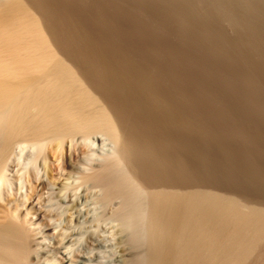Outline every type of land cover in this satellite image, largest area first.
<instances>
[{
	"label": "bare ground",
	"instance_id": "6f19581e",
	"mask_svg": "<svg viewBox=\"0 0 264 264\" xmlns=\"http://www.w3.org/2000/svg\"><path fill=\"white\" fill-rule=\"evenodd\" d=\"M124 1L0 0V264H85L44 205L73 220L83 186L118 204L119 264H264V199L239 189L264 192V131L239 119H264V0ZM98 135L116 150L85 167Z\"/></svg>",
	"mask_w": 264,
	"mask_h": 264
},
{
	"label": "rangeland",
	"instance_id": "374dc122",
	"mask_svg": "<svg viewBox=\"0 0 264 264\" xmlns=\"http://www.w3.org/2000/svg\"><path fill=\"white\" fill-rule=\"evenodd\" d=\"M120 2H123L124 0H119ZM130 1L131 0H127V1H124V3H127L128 4V6L129 7H131L132 5H134L135 3L134 2H132L131 1V4L129 5V3H130ZM134 3V4H133ZM136 7L137 6H134V9H136ZM147 7H148V5H147ZM147 7L145 8V9H147ZM133 8V6L131 7V9ZM150 8V7H149ZM148 8V9H149ZM147 9V10H148ZM152 8H150L148 11L146 10L145 12H146V17L147 18H151V19H153L154 20V25H155V23H156V27L158 28L159 27V25H161L162 23L160 22L161 20H156V17H153V16H150V15H154V11L152 12V10H151ZM150 10H151V12H150ZM150 12V13H149ZM147 13L149 14V15H147ZM155 16V15H154ZM156 20V21H155ZM157 22H160L161 24H159V23H157ZM163 22V21H162ZM170 24H172V25H170V26H173L174 25V23H175V21L174 22H169ZM168 23V24H169ZM159 24V25H158ZM164 24V25H163ZM161 26L163 27H165V25H166V27L168 26L167 25V23H163ZM176 24V23H175ZM177 25V24H176ZM176 25H174L173 27H175ZM225 25V27H224V31H225V28L227 29L226 30V32H224L226 35H229V33L230 32H232V29L230 28V25H229V27L227 26V24L225 23L224 24ZM160 26V27H161ZM163 27V28H164ZM162 28V29H163ZM159 29V28H158ZM161 29V28H160ZM227 31H229V33L227 32ZM172 38H170L169 40H170V42H173V41H175V39H177L176 37H175V35H173V36H171ZM156 38H158V37H155V38H153V40H155V41H159V44H163V43H161L160 42V40L163 42V40H162V38H158L157 40H156ZM173 41H172V40ZM174 43V42H173ZM182 48H183V50H185L186 51V53L187 54H189V55H194L195 57H201V58H199V61H201V63L203 62H205V63H207V61H209L208 60V58L206 57V56H204V55H200V50L198 51V52H196V51H193V50H196V49H194L193 47H192V49H191V47H189L188 45L186 46V45H182ZM189 50V51H188ZM198 53V54H197ZM197 55V56H196ZM223 55H219V58L222 60V61H224L225 60V56H223ZM205 59V60H204ZM179 63H180V61H179ZM181 63H183V64H179L178 66H179V68H181V67H183V68H181L180 69V71L182 72L183 71V69L184 70H187V71H185L186 73L188 72L189 74L191 73V75L192 76H198V78H200V72L199 71H197L196 69H194L192 66H190V65H188L187 63H185V62H182L181 61ZM223 63V62H222ZM195 70V71H194ZM184 72V71H183ZM196 72V73H195ZM199 72V73H198ZM195 73V74H194ZM214 76L215 77H217L216 76V74L215 73H212L211 74V79L213 80V78H214ZM214 80L217 82V80H218V78H214ZM261 80V83L263 82L264 83V81H263V79H260ZM262 83V84H263ZM221 84H222V86H221ZM219 85H220V88L223 90H221L220 91V96L222 95V98L223 99H227V97L228 96H232L231 94L233 93L232 91H229L228 89H227V87H223V86H225V84L223 85V82L221 83V82H219ZM244 87V86H243ZM239 88V87H238ZM247 88L245 87V88H243L242 89V86H241V90L243 91H245ZM240 90V89H239ZM227 91V92H226ZM222 92H226L225 94L227 95V96H225V94H223ZM230 92V93H229ZM228 94H230V95H228ZM234 94V93H233ZM226 98H225V97ZM236 96V97H235ZM240 97V99H241V96L240 95H233L232 96V99H233V97H235L236 98V102L238 103V100L240 101V104L238 105L239 106V108L241 107L240 105H241V102H242V104H244V101H241L240 99H238L237 97ZM230 97H228V100H229V98ZM261 97V96H260ZM259 96H258V98H260ZM263 97L264 96H262L260 99L261 100H263ZM234 98V99H235ZM232 99H230V100H232ZM233 99V100H234ZM259 99V100H260ZM229 100V101H230ZM235 101V100H234ZM243 106L244 105H242V108H240L241 110L243 109ZM253 107L255 108V106L254 105H252V109H253ZM254 110V109H253ZM255 112V111H254ZM243 113V114H242ZM240 114H242V115H245L244 117L242 116V115H240L241 117H239V119L241 120V118H243L244 120H246V119H249L250 120V127L252 128V129H254L253 127L256 125V122L255 121H257V123H258V121H260L259 123H261V124H259L258 123V127H261L260 128V130H262V131H264L263 129H264V125H263V123H264V119H260L259 118V116L257 117V115H255V113H252L251 115L252 116H256V117H252L251 115V118H249V117H246V116H248L247 115V113H245L244 114V110H242L241 112H240ZM246 118V119H245ZM252 118H255L254 120L252 119ZM253 120V121H252ZM263 120V121H262ZM252 123V124H251ZM254 124V125H253ZM253 127H252V126ZM261 125H263V127L261 126ZM250 127L248 128V130H250ZM250 130L249 132L252 134V131L254 132V130ZM100 136V137H99ZM98 137V138H97ZM96 138H91V142H86V144H88L87 145V148H86V146H85V153H84V155H83V153L80 155V157H81V159H82V157H84L82 160V162H84L86 159L88 160H86V162H88V163H86V162H84L86 165H85V167H89L90 166V164L92 165V164H95V165H97V164H99L101 161H102V159H104L106 156L105 155H107V153H109L110 152V150L112 149V146L114 145L112 142L110 143V140L109 139H107L106 137L104 138L103 136V138L101 137V135H98ZM253 138L255 139V140H253ZM107 139V140H106ZM250 140H252L253 142H258V141H260V142H262V144H263V140L261 141V139L260 140H258L257 141V139L255 138V136L253 137H251L250 138ZM234 142V144H232V142ZM230 142V144L233 146L234 145V149H236L235 147L239 144V143H241L240 141H238V140H231ZM237 141L239 142V143H237ZM251 141V143L252 144H256V146H258V144L255 142V143H253ZM259 142V144H261ZM237 143V144H236ZM259 145L258 147H259V150H260V153L262 152L261 150V148H264L263 147V145ZM243 144L241 143V145H239V148H240V150H241V148L242 147H244V149H245V146L243 145ZM253 145V146H254ZM254 147V149H257V151H258V147ZM260 146H261V148H260ZM113 147H115V145L113 146ZM238 147V146H237ZM239 148H237V149H239ZM114 149V148H113ZM243 149V148H242ZM252 149V150H251ZM253 148H250V151H255L256 152V150H254ZM115 150L116 149H114V151H111L110 153H114L115 152ZM253 153L252 155H257V157L260 155V153H258V152H256V153ZM110 153H109V155H110ZM249 153H252V152H249ZM259 154V155H258ZM262 155V154H261ZM259 156L258 158L256 157V159H258V161L261 159V157H262V160H264L263 159V155L262 156ZM255 157V156H254ZM22 160V159H21ZM261 160V161H262ZM261 161H259V162H261ZM90 162V163H89ZM264 161H262L261 163H263ZM84 163H83V165H84ZM223 164H224V162H223ZM264 164V163H263ZM226 165H228L227 167L230 169V170H232V171H236V169L234 170V166L232 165L231 167L229 166L230 164H227L226 163ZM259 166L260 167H262V169H264L263 167H264V165H262V164H259ZM19 167V166H18ZM18 167H15L16 169H18ZM234 167V168H233ZM16 169H14V170H16ZM42 172V171H41ZM41 172H40V175H41ZM15 173V172H14ZM220 178V177H219ZM223 180V182L222 183H225V182H228V183H225V184H223V185H226L227 187H229V189L231 188V185L235 188V186H236V189L238 188V186H237V182H235L236 180L235 179H225L224 177H222L221 178V181ZM231 180V181H230ZM235 180V181H234ZM225 181V182H224ZM236 184V185H234V183ZM229 183L231 184L230 186H228L229 185ZM226 186H224V188H227ZM247 185L245 184L244 185V187L242 186V185H240V188L239 189H243L242 191L240 190V194H242V195H240V196H242V197H248V198H255V199H258L259 198V200H262V199H264L263 197H264V192H262L261 190H260V192H258V191H256V190H258V189H254V188H251V187H247V188H245ZM85 187V188H84ZM53 188H55L54 190L56 191V190H58L57 188H56V186H54ZM234 188H231L230 190L231 191H236V189H234ZM82 189H84L83 190V192H82V198H81V200H79V207H80V212H79V214H78V216L80 217H76L75 218V216H74V214H73V216H74V218L72 217V219L73 220H70L69 221V219H68V217H66V216H68L67 214V212H69V214H70V202H68L67 200H68V197L66 198L67 200H66V202H68V207L69 208H66V209H64V206L66 205V202L65 201H62L63 199H65V198H63L62 200L60 199V198H62L63 196L62 195H58L60 192H58L57 194H56V197H55V193L56 192H54V191H52V189H50V194H52L53 193V195H50L49 197L52 199V200H49L48 201V195L47 194H45L44 196L46 197V195H47V201L44 203V205H46L47 207L45 208L46 209V211H49V212H51V210H53V209H55L54 210V214H56V211H61L62 210V213H63V211L65 212V210L67 211V212H65V213H67L66 214V216L64 215L63 216V214L61 215H59V217H61V219L60 218H58L56 221H54L55 223H60L61 224V226L59 227V225H58V229H60L61 231H58V230H55V232L57 231L58 233L59 232H62L63 231V235L65 236V239H64V237H62V236H60L61 238H63L62 240H63V242H62V244H63V246L64 245H67L68 244V248H62V249H67L68 251H70L71 250V255H72V253L73 252H75V253H73V255H75V257L77 258V256L76 255H78L79 257H82L81 259H79V257H78V259H75V260H79L78 262H80V260H81V262H83V263H85V264H119L118 262H119V259H120V256H121V253H122V247H123V245H122V238H123V236L122 235H124L122 232H123V230H121L122 228H123V226H122V228H121V225L120 224H122L121 223V221H119L117 218H115L116 216L113 214V213H115V211H113L114 209H115V207L116 206H118V204H116V203H113V204H110V205H103V204H101L100 203V200H99V196H100V193H99V191H97V189H96V187L95 188H92V187H89V186H83V188ZM239 189H238V191H239ZM253 189V190H252ZM227 190H228V188H227ZM250 190H252V191H250ZM229 191V190H228ZM238 191H236V193H238ZM20 192H23L24 193V189L23 190H19L18 191V195L20 194ZM49 192H47V193H49ZM262 192V193H261ZM62 193V192H61ZM239 194V193H238ZM63 195H64V193H63ZM251 197H250V196ZM253 195V196H252ZM259 195V196H258ZM261 195H263V196H261ZM55 197V198H53V197ZM58 196V197H57ZM257 198H256V197ZM64 197H65V195H64ZM59 201H58V200ZM62 201V202H61ZM49 202V203H48ZM65 202V203H64ZM47 203V204H46ZM50 209H49V208ZM67 209H69V210H67ZM116 210V209H115ZM58 212V213H59ZM52 213V214H53ZM58 213L56 214V215H58ZM64 213V214H65ZM75 214H77L76 212H75ZM55 218H57V216L55 217ZM78 218H79V220H78ZM75 219V220H74ZM55 220V219H54ZM72 221V222H71ZM53 222V221H52ZM64 230L66 231L65 233H64ZM54 232V233H55ZM54 235H57L56 233L54 234ZM51 236V238H48L47 240H45V244H44V249H45V251L46 250H48V252L46 253V256L47 255H49V256H47L46 258H48V261H50V260H52V257L50 256V255H52L53 256V254L55 253V249H57L56 247H59L60 245L58 244V243H55L54 244V242H57V240H59V236H56V237H59L58 239L55 237V236ZM59 235V234H58ZM60 235H61V233H60ZM122 236V237H121ZM121 238V239H120ZM51 239V240H50ZM69 239V240H68ZM56 240V241H55ZM61 240V241H62ZM72 243V244H71ZM62 246V245H61ZM52 252H53V254H52ZM45 256V255H44ZM42 260L43 261H47V259L45 260V257H42ZM42 262V261H41Z\"/></svg>",
	"mask_w": 264,
	"mask_h": 264
}]
</instances>
